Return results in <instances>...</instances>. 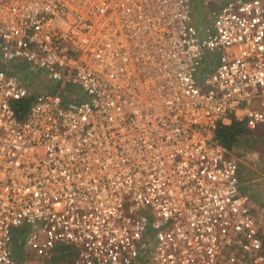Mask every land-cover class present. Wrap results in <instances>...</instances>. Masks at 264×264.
Returning a JSON list of instances; mask_svg holds the SVG:
<instances>
[{
  "label": "built area",
  "instance_id": "1",
  "mask_svg": "<svg viewBox=\"0 0 264 264\" xmlns=\"http://www.w3.org/2000/svg\"><path fill=\"white\" fill-rule=\"evenodd\" d=\"M193 16L192 0H0V264L27 226L25 246L67 245L72 264H264L215 137L264 128V0Z\"/></svg>",
  "mask_w": 264,
  "mask_h": 264
},
{
  "label": "rangeland",
  "instance_id": "2",
  "mask_svg": "<svg viewBox=\"0 0 264 264\" xmlns=\"http://www.w3.org/2000/svg\"><path fill=\"white\" fill-rule=\"evenodd\" d=\"M226 0H192L194 21L198 27H203L208 24L215 16L217 10L223 5ZM201 14V16H200ZM36 75V77H34ZM44 76L43 72L37 73L34 70L26 72V76L32 81L39 76ZM46 79H43L44 81ZM44 83V82H43ZM229 154L237 161L240 176L241 177V189L247 193L250 199L255 203L257 207V213L259 215V222L264 227V128L256 130H248V133L243 134L238 139L235 146L229 150ZM14 236L18 242V250L16 249V255L19 253L24 254L27 264H68L69 260L61 261L57 260L53 262V259H45L42 256L36 255L32 250L24 247V239L20 236V233L14 232ZM22 239V240H21ZM73 258V257H72ZM45 259V260H44ZM70 263V262H69Z\"/></svg>",
  "mask_w": 264,
  "mask_h": 264
},
{
  "label": "trees",
  "instance_id": "3",
  "mask_svg": "<svg viewBox=\"0 0 264 264\" xmlns=\"http://www.w3.org/2000/svg\"><path fill=\"white\" fill-rule=\"evenodd\" d=\"M33 98H34L33 96H29L16 103L15 105L16 109L20 113L19 115L21 117H23L24 114L26 113ZM246 133H248V129L246 128L245 125L235 120H231L228 123H222L218 125L217 129L215 130V137L216 140H218L227 150H230L238 142L240 136ZM241 177L243 180V176ZM71 260H69L70 263L68 262V264H72ZM53 261L56 262V258Z\"/></svg>",
  "mask_w": 264,
  "mask_h": 264
},
{
  "label": "crops",
  "instance_id": "4",
  "mask_svg": "<svg viewBox=\"0 0 264 264\" xmlns=\"http://www.w3.org/2000/svg\"><path fill=\"white\" fill-rule=\"evenodd\" d=\"M200 16H201V14H200ZM198 23V21H196V19H195V23ZM211 22V21H210ZM197 25V24H196ZM207 25V24H206ZM198 26V25H197ZM4 65V61H1L0 60V66H3ZM26 71V70H25ZM23 72V71H22ZM27 72V71H26ZM23 74H24V72H23ZM41 76V75H40ZM41 80H43V79H46L45 77H42L41 76V78H40ZM28 230V226L27 227H23L22 228V230L21 231H17L18 233H20V236L22 237V239H24V247H26V248H28L27 246H25V235L23 234V232L24 231H27ZM14 244H13V248H14V253H15V255L17 254L16 253V249L18 250V245H20L21 243L20 242H18L17 241V239L14 237ZM21 239V240H22ZM29 250H32L31 248H28ZM33 251V250H32ZM34 252V251H33ZM35 253V252H34ZM74 252L72 251V249H70V247H68L67 245H61V246H59V245H57L54 249H52V250H50V252H48V254L47 255H45V256H42V257H44L45 259H48V260H50V259H55L56 258V261L57 260H61V261H65L66 259H72V257H74ZM16 259H17V261H18V263L19 264H27L26 263V257H25V255L23 254L22 255V253H19V256H17L16 255ZM44 259V260H45ZM71 261H73V260H71ZM55 261H53L52 263H54ZM40 264H44V263H42V262H40Z\"/></svg>",
  "mask_w": 264,
  "mask_h": 264
},
{
  "label": "clouds",
  "instance_id": "5",
  "mask_svg": "<svg viewBox=\"0 0 264 264\" xmlns=\"http://www.w3.org/2000/svg\"><path fill=\"white\" fill-rule=\"evenodd\" d=\"M240 179H241V176H240Z\"/></svg>",
  "mask_w": 264,
  "mask_h": 264
}]
</instances>
